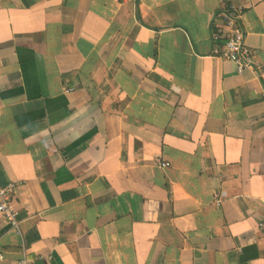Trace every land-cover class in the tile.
<instances>
[{
  "label": "crops",
  "instance_id": "0c3cea01",
  "mask_svg": "<svg viewBox=\"0 0 264 264\" xmlns=\"http://www.w3.org/2000/svg\"><path fill=\"white\" fill-rule=\"evenodd\" d=\"M10 183L0 264H264V0H0Z\"/></svg>",
  "mask_w": 264,
  "mask_h": 264
},
{
  "label": "built area",
  "instance_id": "2783aa9c",
  "mask_svg": "<svg viewBox=\"0 0 264 264\" xmlns=\"http://www.w3.org/2000/svg\"><path fill=\"white\" fill-rule=\"evenodd\" d=\"M124 2H136L138 0H123ZM244 14L243 7L229 6L224 8L219 15L221 24L225 31L219 29L215 33L216 40L222 38L224 45L221 50H216L215 55L232 62L239 73L255 68L254 52L247 45L246 35L241 27V19ZM161 168L167 169L171 165L167 162L158 161ZM19 185L10 183L5 187L0 186V217H3L10 225L11 229L20 231V211L17 208ZM264 228V225H262ZM4 259L0 255V261ZM16 264H29L26 259L18 261Z\"/></svg>",
  "mask_w": 264,
  "mask_h": 264
}]
</instances>
